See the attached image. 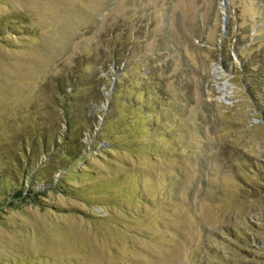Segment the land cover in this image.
I'll list each match as a JSON object with an SVG mask.
<instances>
[{
	"label": "rangeland",
	"instance_id": "rangeland-1",
	"mask_svg": "<svg viewBox=\"0 0 264 264\" xmlns=\"http://www.w3.org/2000/svg\"><path fill=\"white\" fill-rule=\"evenodd\" d=\"M263 109L264 0H0V264H264Z\"/></svg>",
	"mask_w": 264,
	"mask_h": 264
},
{
	"label": "trees",
	"instance_id": "trees-1",
	"mask_svg": "<svg viewBox=\"0 0 264 264\" xmlns=\"http://www.w3.org/2000/svg\"><path fill=\"white\" fill-rule=\"evenodd\" d=\"M121 63H123V62H121ZM124 64V63H123ZM115 65H118V63L117 62H115ZM125 68V64H124V66H123V69ZM123 73H124V70H123V72H121L120 73V76H118V77H120L121 78V76L123 75ZM260 104V103H259ZM261 105V104H260ZM264 110V109H263Z\"/></svg>",
	"mask_w": 264,
	"mask_h": 264
}]
</instances>
